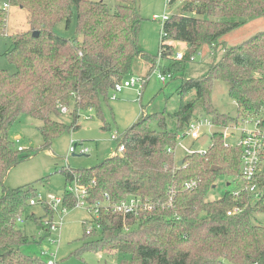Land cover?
Here are the masks:
<instances>
[{"label":"trees","instance_id":"16d2710c","mask_svg":"<svg viewBox=\"0 0 264 264\" xmlns=\"http://www.w3.org/2000/svg\"><path fill=\"white\" fill-rule=\"evenodd\" d=\"M8 1L26 11V27L9 33L13 46L6 54L17 70L0 68V183L27 156H21L8 134L21 116L41 121V147L46 148L56 135L79 126L82 110L100 112L102 99H107L117 82L133 74L137 57L152 65L159 60L155 69L182 81L179 108L144 113L121 134L119 142L125 150L92 167L64 170L68 183L77 176L89 188L90 201L101 200L104 193L115 200L135 195L148 198L154 208L139 216L102 214L101 227L90 234L101 232L102 238L85 243L79 252L112 249L113 254H130L131 259L121 264H264V220L260 217L264 215V168L255 180L263 190L261 197L242 189L240 195L228 190L220 198H210L221 179H240L241 147L227 146L222 128L213 131L205 153L185 154L181 165L175 151L168 150L176 147L190 121L200 117L198 104L216 127L229 126L240 117H264V30L226 48L204 74L194 77L186 70L187 62L205 45L216 46L229 32L264 17V0H168V4L180 3V11L162 22L156 56L139 45L143 17L137 0ZM6 11L0 8V30ZM74 18V37L56 33L57 23L65 21L69 28ZM175 42L185 43V48L179 49ZM179 50L184 51L182 59L175 58ZM152 70L149 67L146 75ZM216 81L227 84L237 103V118L219 112L211 102ZM189 93L194 97L186 99ZM71 104L73 122L67 125L59 117L61 109ZM193 180L197 184L188 187ZM38 196L33 185L3 188L0 264H48L20 249L29 240L20 219ZM63 198L69 210L75 207L76 199L67 186ZM237 206L241 212L228 213Z\"/></svg>","mask_w":264,"mask_h":264},{"label":"rangeland","instance_id":"374dc122","mask_svg":"<svg viewBox=\"0 0 264 264\" xmlns=\"http://www.w3.org/2000/svg\"><path fill=\"white\" fill-rule=\"evenodd\" d=\"M8 0H0V8ZM111 4H113L111 2ZM137 8L143 17L140 28V47L150 55H158L160 39L162 36L163 20H156L155 16H162L165 12L169 15L180 11V3L168 4V0H137ZM26 11L18 7L7 10L3 18V26L0 30V68L7 69L9 72L17 70L16 64L7 56L8 50L13 46V41L9 35L11 31L26 27ZM264 30V17L253 18L247 24L229 32L221 38L216 45H205L200 53L195 55V60H189L186 64L187 73L190 76H199L208 71L210 64L219 60L224 50L232 45L241 43L245 39ZM55 31L64 37H74L76 35V20L72 21L68 28L65 21L56 24ZM179 49L184 46L178 45ZM216 52L217 56H214ZM162 62V61H161ZM144 60L137 57L133 67V74L139 76L140 85L126 87L117 96L113 97V89L108 94L107 99L101 101V111L98 109H84L80 112L79 126L77 128H67L65 131L56 135L52 143L46 147L41 146L44 138L39 126L41 121L30 115H23L9 129V137L21 150L22 155L26 156L19 163L14 165L4 177V183H0V195L4 187L17 188L21 186L33 185L37 190V195L43 199L51 196L63 197L66 192L67 180L64 170L67 168L80 169L88 168L105 160L116 153L119 140L112 138V134H125L128 129L144 114L154 111L177 110L181 103L179 86L181 79L174 76L166 82H162L158 76L159 70L155 69L159 65L158 60L154 65L147 63L148 68L153 66V70L146 75L147 67ZM166 62H162L164 64ZM161 69V67H159ZM162 70V69H161ZM147 76L143 79V76ZM127 76L126 78H129ZM144 80V81H143ZM194 97V93H189L186 99ZM211 102L221 113H226L237 118V103L228 93V86L223 81H216L210 93ZM197 113L200 117H208L209 114L202 111L200 104L197 105ZM67 110H62V120L67 125L73 122L74 104L66 106ZM243 117L235 119L231 128L227 132H233L235 136L229 140L225 137L228 146H233L240 135L241 128L250 127L249 122L245 123ZM238 120V121H237ZM236 125L240 126L234 128ZM226 127V126H225ZM225 127H214L215 130H222ZM212 143V134L204 131V135L197 141L186 137L183 140L184 146L195 148H207ZM76 145V151H70V147ZM89 147V152L82 153V146ZM186 150L182 145H177L175 153L182 159ZM241 178V177H240ZM238 179V178H237ZM223 180V181H222ZM241 179L229 181L221 179L211 190L210 198H220L228 190L237 189V184ZM36 203L26 206L23 222L20 221L21 229L29 240L21 244L20 249L23 253L43 258L55 260V264H121L123 261L130 260L131 255L125 253L113 254L112 249L107 251H79L85 243L90 240L101 239L99 235L86 234V222L91 220L92 215L83 208L74 207L63 216L61 221V211L57 208L53 212L48 211L47 201L39 200ZM264 220V215L260 214ZM48 220L49 223L46 222ZM51 220V221H49ZM41 223L40 228V222ZM58 224V229H50V225ZM50 232V233H49ZM47 233V234H46Z\"/></svg>","mask_w":264,"mask_h":264},{"label":"built area","instance_id":"2783aa9c","mask_svg":"<svg viewBox=\"0 0 264 264\" xmlns=\"http://www.w3.org/2000/svg\"><path fill=\"white\" fill-rule=\"evenodd\" d=\"M9 1L4 2L3 8L5 10L10 9ZM169 17V14L165 12L162 16L158 17L155 16V19L166 20ZM184 56V51L179 50L177 51L175 58L182 59ZM191 60H195V56L191 58ZM159 70V69H158ZM160 80L162 82H166L168 79L172 77L171 73H163L159 70L158 74ZM140 77L136 75H131L129 78H125L124 80L117 82L115 87L113 88V97L115 98L118 93H120L126 87H135L136 85L140 84ZM62 110H67L66 107H63ZM245 123L249 122L251 124L250 127H243L241 128V132L237 140L235 141L233 146L241 147L242 149V166H241V184H243L242 188H238L233 190L234 195H240L241 190L245 189L248 190L255 198H259L263 195V190L259 188L258 184L256 183V177L258 176L259 172L264 168V117L262 116H254V117H246L243 119ZM216 124L215 122L208 117H196L193 118L188 127L179 134L177 145H182L186 150L185 154L194 153L196 151H200L205 153L207 148H195L192 146H184L183 140L186 137H190L192 140L197 141L204 135V131L208 130L211 134L215 130ZM240 126L236 125L234 128H238ZM227 128H231V126H226L224 129V135L229 140L235 134L233 132H227ZM112 138L115 140H119L121 138V134L114 133L112 134ZM176 147L169 148V151H175ZM228 146L229 143H226ZM76 145L70 147V151H76ZM125 150V145L122 142H119L117 151ZM82 153L89 152V147L82 146L81 148ZM197 184V181L193 180L188 183V187H194ZM68 193L75 197L76 203L75 207L83 208L88 211L92 218L86 222L87 224V233H92L95 228H100L101 224L99 219L101 218L102 214H121L124 217L128 215H135L139 216L142 213L150 211L154 208L153 203L148 199H144L139 196L129 195L121 200L112 199L109 193H104L103 198L97 201H90V190L89 188L80 182L79 178L75 176L73 180L69 181L67 184ZM39 200L47 201L48 206L54 210L58 209L61 211V221L59 224H63V216L66 214L69 209L64 205V198L63 197H54L51 196L48 200L43 199L42 196H38ZM37 199H32L30 203H36ZM242 211V208L237 206L233 209L229 210V214L239 213ZM23 221V219H20ZM50 221V220H49ZM47 223L48 220H46ZM59 225L52 224L50 225V229H58ZM125 229L129 230L130 226L125 224ZM48 264H55V260L49 259L47 261Z\"/></svg>","mask_w":264,"mask_h":264},{"label":"crops","instance_id":"0c3cea01","mask_svg":"<svg viewBox=\"0 0 264 264\" xmlns=\"http://www.w3.org/2000/svg\"><path fill=\"white\" fill-rule=\"evenodd\" d=\"M175 44H176V46H177V44H178V45H181V46H184V47H185V43H183V42H175ZM144 62H145V61H144ZM144 64H145V66L147 67V72H148V71H149L148 65H147L146 62H145ZM147 72H146V73H147ZM112 154H113V153H112Z\"/></svg>","mask_w":264,"mask_h":264},{"label":"water","instance_id":"95a60500","mask_svg":"<svg viewBox=\"0 0 264 264\" xmlns=\"http://www.w3.org/2000/svg\"><path fill=\"white\" fill-rule=\"evenodd\" d=\"M35 36H38L39 35V31H35L34 33H33ZM183 162H184V158H182V159H180L179 161H178V163L181 165V164H183Z\"/></svg>","mask_w":264,"mask_h":264}]
</instances>
